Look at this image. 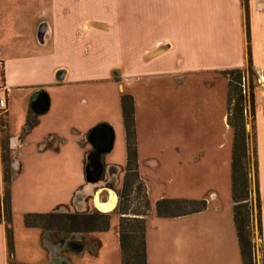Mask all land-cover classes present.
<instances>
[{"label":"crops","instance_id":"obj_1","mask_svg":"<svg viewBox=\"0 0 264 264\" xmlns=\"http://www.w3.org/2000/svg\"><path fill=\"white\" fill-rule=\"evenodd\" d=\"M245 16L244 24L238 0H0L15 264H61L62 245H42L34 229L21 226L23 214L68 204L81 211L85 198L93 207L94 196L93 208L100 211V191L113 195L116 204L113 189L125 161L123 94L132 99L137 173L150 204L145 264H242L230 198L224 211L210 194L201 212L157 218L153 203L164 196L150 198L146 168H155L157 159L163 162L173 146L189 144L190 108L197 114L194 119L223 109L231 142L222 73L245 64L246 48L254 80L252 135L264 264V0H246ZM114 50L118 54L111 58ZM38 90L48 97L47 110L20 136L28 103ZM99 122L110 125L113 141L103 156L105 181L94 183L83 176L89 149L84 134ZM79 170L75 181L61 185L62 172L73 177ZM115 227L116 220L110 230L119 256ZM107 232L92 234L100 242L94 264H105ZM19 243L26 249L23 255ZM0 264H6L2 223Z\"/></svg>","mask_w":264,"mask_h":264},{"label":"trees","instance_id":"obj_2","mask_svg":"<svg viewBox=\"0 0 264 264\" xmlns=\"http://www.w3.org/2000/svg\"><path fill=\"white\" fill-rule=\"evenodd\" d=\"M243 10L244 24L246 22V0H238ZM246 70L253 77L248 48H246ZM243 69H230L222 75L226 82L225 92V124L231 134L229 158V198L231 202V216L235 231L236 242L241 259H249L247 244L243 239L244 229L247 228L248 216L246 211L247 191L244 161L247 155V137L243 125V107L240 106V80ZM253 86L248 87L250 100V116L253 118L252 108ZM232 93L235 98L229 97ZM48 97L43 91H35L31 96L26 110L25 124L21 135L27 132L35 123L38 115L46 112ZM119 110L124 137L125 161L120 169L121 182L113 190L116 204L113 209L117 215L115 227L116 241L119 251V264H145V221L150 211V204L146 196L145 187L137 173L136 149L134 141V127L132 115V99L129 95H120ZM6 126L0 120V224L4 227L6 264H14L11 240V207L9 184L11 179L10 159L8 154ZM113 132L110 125L99 122L90 127L84 134V142L89 147L83 161V176L90 182L105 181V164L103 156L112 147ZM251 154L253 158V191L256 204V228L260 240L259 226V198L256 184V168L253 135L251 136ZM90 198H85L88 201ZM134 202V207H133ZM204 199H158L153 203L154 216L157 218H176L198 213L204 210ZM110 213L81 212L72 214H56L55 209L48 213H25L21 216L24 228H45L52 226L61 233L79 232L96 234L106 232L109 226ZM93 255L100 247L98 240H93ZM70 253L79 254L84 251L83 245L68 242L65 246ZM248 264V262H247Z\"/></svg>","mask_w":264,"mask_h":264},{"label":"rangeland","instance_id":"obj_3","mask_svg":"<svg viewBox=\"0 0 264 264\" xmlns=\"http://www.w3.org/2000/svg\"><path fill=\"white\" fill-rule=\"evenodd\" d=\"M118 53L116 50L109 55L111 58ZM246 58V57H245ZM245 64L239 69H243L241 80L239 82L241 89V101L240 106L243 107V125L245 134L247 137V155L244 161V169L246 174V191H247V203L246 211L248 216L247 228L244 229L243 239L247 244L249 259L244 258L245 264H261L260 261V243L256 228V204L253 191V158L251 154V136H252V118L250 116V100L248 94V87L254 86L253 77L246 70ZM225 80L224 76L222 75ZM226 84V82H225ZM226 87V85H225ZM110 90V89H109ZM125 95V94H123ZM229 97L233 98L232 93ZM235 103V98H233ZM187 117L188 131L187 141L189 144L173 146L169 153L166 154L163 162L157 159V165L155 168H146V172L149 176L148 185L151 187L150 198H156L157 196H164L166 199H185V200H198L203 198L206 202L210 194H214L217 197V204L219 207L225 210V206L229 204V151H230V136L225 132L224 122L221 119L223 109L219 112L202 115V119H194L191 113ZM208 118V119H207ZM211 118V119H210ZM0 120L6 126V120L3 114H0ZM202 120V121H201ZM186 121V120H185ZM13 126L15 130L18 129V122L15 121ZM198 128V130H197ZM19 132V131H18ZM198 132V137H197ZM7 135V132L5 130ZM9 159L11 157L8 151ZM63 170V169H62ZM62 172V171H61ZM73 177L61 173V185L64 186L69 182L75 181L77 176L81 175L79 170ZM121 182V174L118 181V185L114 187L117 189ZM196 184L202 185V188L198 190L194 188ZM113 189V190H114ZM149 199V197H148ZM133 202V207H134ZM97 210V209H96ZM90 204V200L84 201L83 209L80 211L73 208L71 205H63L55 209L56 214H72L81 212H94L96 211ZM97 210L96 212H98ZM100 213V211H99ZM103 213V212H102ZM150 211L148 217L150 216ZM147 217V218H148ZM12 219V217H11ZM169 219V218H167ZM114 220L117 222V215L113 211L110 212L108 232L103 236V258L105 264H119V256L115 251V240L112 237L110 225L113 226ZM18 221H21L18 218ZM154 220L149 218L148 223L152 224ZM21 226L23 227L22 223ZM19 227L21 230L22 227ZM34 229L37 235L40 236L39 242L43 244L50 243L54 247L62 245V248L58 255L61 258V264H94L93 255V240H98L96 236L92 234H85L79 232L61 233L55 230L52 226L45 228H30ZM12 232V224H11ZM169 233V231H166ZM17 236V232L14 233ZM12 235V234H11ZM21 238H19L20 240ZM12 240V236H11ZM18 240V241H19ZM99 241V240H98ZM79 243L83 245L84 251L76 254L70 253L66 250V243ZM100 243V242H99ZM13 245V242H12ZM22 244L19 243L20 249H22V255L24 249ZM50 246V245H49ZM26 247V246H24ZM13 248V247H12ZM51 248V247H50ZM98 251V250H97ZM14 261V258H13ZM15 264V263H14Z\"/></svg>","mask_w":264,"mask_h":264},{"label":"bare ground","instance_id":"obj_4","mask_svg":"<svg viewBox=\"0 0 264 264\" xmlns=\"http://www.w3.org/2000/svg\"><path fill=\"white\" fill-rule=\"evenodd\" d=\"M96 195V194H95ZM105 197V201L100 202L99 199ZM95 198V196H94ZM94 198H93V204H94ZM114 196L111 195L109 192L106 191H100L96 198L97 207H99L100 211L103 213H107L113 210L114 207Z\"/></svg>","mask_w":264,"mask_h":264},{"label":"built area","instance_id":"obj_5","mask_svg":"<svg viewBox=\"0 0 264 264\" xmlns=\"http://www.w3.org/2000/svg\"><path fill=\"white\" fill-rule=\"evenodd\" d=\"M7 92L2 82V66L0 63V114L5 110Z\"/></svg>","mask_w":264,"mask_h":264},{"label":"water","instance_id":"obj_6","mask_svg":"<svg viewBox=\"0 0 264 264\" xmlns=\"http://www.w3.org/2000/svg\"><path fill=\"white\" fill-rule=\"evenodd\" d=\"M99 201L103 202V201H105V199L102 197V198L99 199Z\"/></svg>","mask_w":264,"mask_h":264},{"label":"flooded vegetation","instance_id":"obj_7","mask_svg":"<svg viewBox=\"0 0 264 264\" xmlns=\"http://www.w3.org/2000/svg\"><path fill=\"white\" fill-rule=\"evenodd\" d=\"M104 199H106L105 197H103ZM92 205H93V207H94V204H93V201H92ZM95 208V207H94ZM97 211V210H96Z\"/></svg>","mask_w":264,"mask_h":264}]
</instances>
